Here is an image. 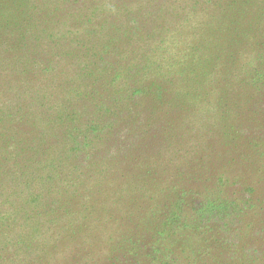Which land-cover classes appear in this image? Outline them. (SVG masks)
Here are the masks:
<instances>
[{
    "label": "rangeland",
    "instance_id": "rangeland-1",
    "mask_svg": "<svg viewBox=\"0 0 264 264\" xmlns=\"http://www.w3.org/2000/svg\"><path fill=\"white\" fill-rule=\"evenodd\" d=\"M0 264H264V0H0Z\"/></svg>",
    "mask_w": 264,
    "mask_h": 264
},
{
    "label": "trees",
    "instance_id": "trees-1",
    "mask_svg": "<svg viewBox=\"0 0 264 264\" xmlns=\"http://www.w3.org/2000/svg\"><path fill=\"white\" fill-rule=\"evenodd\" d=\"M212 215V214H211ZM235 218V215H231L227 220L229 221V220H233ZM228 234V233H227ZM228 236H229V234H228ZM232 245H222V249L223 250H225V251H227V252H231V251H234V248L233 247H231ZM219 247V246H218ZM174 250H171V252H173Z\"/></svg>",
    "mask_w": 264,
    "mask_h": 264
}]
</instances>
